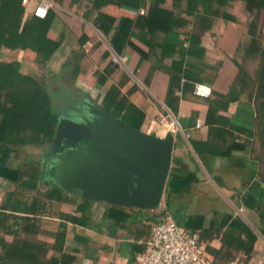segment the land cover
<instances>
[{"label":"crops","instance_id":"obj_1","mask_svg":"<svg viewBox=\"0 0 264 264\" xmlns=\"http://www.w3.org/2000/svg\"><path fill=\"white\" fill-rule=\"evenodd\" d=\"M40 1L24 4L25 18L32 15ZM51 1L53 22L48 35L61 44L49 63H59L61 70L69 66L73 77L84 84L76 86L95 100L101 101L111 85L119 84L142 110L144 131L165 136L170 130L155 119L174 117L182 131L175 133L172 167L176 163L182 171L195 173L196 179L189 190L171 199L187 203L191 197L204 198L208 195L206 189L212 187L225 191L231 204L230 208H215L209 214L187 216L186 228L199 234L214 264H264V150L239 146L245 145L248 136L235 129L234 137L227 136L226 141L209 140L206 124L213 91L226 93L238 72L233 59L250 20L245 3L234 0L233 7L226 9L237 21L216 18L207 24L188 13V0H167L161 5L166 12L165 22L152 23V28L159 30L151 34L139 17L148 13L154 0ZM171 12L179 18L170 19ZM102 13L116 17L112 27L104 22L105 31L97 25ZM12 53L35 58L27 51L4 47L0 61H18L21 67V57L4 60ZM99 74L107 77L104 85L97 81ZM197 83L210 86L211 95H197ZM219 114L238 129L255 130L253 103L231 102ZM198 120L202 122L200 127L196 125ZM46 151L45 144L0 142V215L15 212L32 217L33 213L26 212L28 204L35 198L40 199L41 207L47 202L51 212L38 214L37 231L28 233L47 250L40 264H55L56 260L57 264H134L136 255L144 249L142 241L151 233L153 215L133 208L123 220L105 215V202L88 200L78 210L80 197L42 184ZM13 202L19 211H12ZM227 216L243 220L256 234L250 254L227 242L228 226L222 227ZM14 229L16 226L5 232L0 219V253L1 241L11 242ZM239 233L236 230L235 237ZM242 238L246 240L245 234Z\"/></svg>","mask_w":264,"mask_h":264},{"label":"trees","instance_id":"obj_2","mask_svg":"<svg viewBox=\"0 0 264 264\" xmlns=\"http://www.w3.org/2000/svg\"><path fill=\"white\" fill-rule=\"evenodd\" d=\"M233 1L188 0V13L192 14L195 20L207 24L213 23L216 18L237 21V18L226 10L233 7ZM242 1L249 12L250 20H248L246 35L240 42L238 52L233 59L238 72L226 93L213 91V96L209 98L206 124L209 127V140L226 141L227 136L234 137L232 130L235 129L248 136V139L244 141L245 145L239 146H248L256 151L264 150V0ZM174 2L171 1V3ZM164 4H167V0H154L148 13L139 17V22L149 26L151 34L159 30V28H152V23L165 22L166 12L161 7ZM25 12L26 7L22 0H0V51L4 47L10 50H24L33 54L38 63L47 66L61 44L60 41L53 40L48 35L53 22V13L49 10L47 16L41 18L32 11V15L25 18ZM169 18L175 20L179 17L171 12ZM115 20V16L102 13L97 25L105 31L104 22L112 27ZM248 61L258 62L254 72L249 71L246 64ZM106 80L107 77L102 74L97 77L100 84L104 85ZM88 95L78 89H68L63 86L58 90H52L45 81L22 73L18 61H0V142L6 141L17 145L45 144L48 149L55 135L59 114ZM241 100L253 103L255 106L256 123L253 131L238 129L219 114V111L226 110L231 102ZM96 101L99 100L96 99ZM100 102L114 116L136 128L140 129L142 126V110L123 93L119 84L111 85ZM232 148L234 146L229 149ZM195 179V173L182 171L176 163L173 165L166 187L168 208L171 198L189 190ZM55 189L63 192L58 187ZM80 200L78 210H81L84 202L82 198ZM40 202V199L35 198L28 204L26 212L33 213L32 217L20 216L15 212L1 213L0 219L4 231H11L12 226H16V229L12 231L14 239L11 242L4 239L1 241L0 264H40L42 261L47 251L43 248L44 243L28 234L33 230L37 231L38 214L51 212L47 202L43 207ZM15 205L16 203L13 202L12 211H19ZM107 207L105 215H115L116 218L123 220L127 215H131L130 211H133V208L117 205L107 204ZM138 211L143 210L138 209ZM143 212H146L145 215H151L149 211ZM61 215L75 221L77 219L68 216L70 214L67 213ZM155 217V215L152 217L154 223L159 221ZM12 220L13 223H11ZM154 223L150 225V229ZM224 226H228L225 231L227 242L233 244L238 250L242 249L250 254L257 236L247 224L241 219L231 220V216H227L222 224V227ZM62 227L64 228L65 225L62 224ZM185 227L188 228V224ZM236 230L240 233L235 237ZM242 234H245L246 240L242 238ZM57 263L56 260L55 264Z\"/></svg>","mask_w":264,"mask_h":264},{"label":"water","instance_id":"obj_3","mask_svg":"<svg viewBox=\"0 0 264 264\" xmlns=\"http://www.w3.org/2000/svg\"><path fill=\"white\" fill-rule=\"evenodd\" d=\"M176 135L158 136L86 96L59 114L43 160L42 184L83 200L143 211L162 204Z\"/></svg>","mask_w":264,"mask_h":264},{"label":"built area","instance_id":"obj_4","mask_svg":"<svg viewBox=\"0 0 264 264\" xmlns=\"http://www.w3.org/2000/svg\"><path fill=\"white\" fill-rule=\"evenodd\" d=\"M22 2L27 4L29 0H22ZM52 5L51 0H41L35 7L34 14L44 18ZM195 93L199 96L209 97L212 88L197 83ZM155 120L163 128L166 127L173 133L181 130L174 117L162 116ZM196 125L200 127L201 120H198ZM186 137L188 138L190 135L186 134ZM142 243L144 249L136 255L134 264H214L211 255L201 244L199 234L191 232L181 225L167 208L159 221L153 224L150 235ZM258 264H262L261 261Z\"/></svg>","mask_w":264,"mask_h":264},{"label":"rangeland","instance_id":"obj_5","mask_svg":"<svg viewBox=\"0 0 264 264\" xmlns=\"http://www.w3.org/2000/svg\"><path fill=\"white\" fill-rule=\"evenodd\" d=\"M263 40H264V34H263ZM3 56L1 55L0 58ZM21 57L23 59V62L21 64L20 69L28 73L30 75L35 76L40 81H45L48 86L52 90H58L60 87H65L68 89H78V91L88 93L85 89L79 88L76 85H83L84 84L78 80V78L73 77V73L70 71V67L66 66L64 69H60V65L57 62H48L47 66H43L40 63L36 61L35 58H29L27 56L23 55H16V53L12 54H6L4 56V60H11ZM85 62V61H84ZM84 62L82 63L84 65ZM247 67L250 72H254V70L257 67L258 62L257 61H248L246 62ZM91 96V95H89ZM143 127L141 126L140 129ZM49 149V147H48ZM47 149V150H48ZM208 195L204 198L198 197L196 199L195 197H191L192 199L187 202H179L177 200L178 198L171 199L169 208L166 204V191L163 196L162 204L159 208L155 210H148L149 214L155 215V219L158 220L160 217L163 216L165 208H167L174 218L181 224L187 226V221H185V218L189 215H194V213H200V212H206V214H209L211 210L213 209H226L230 208L231 204L229 203L227 199V193L223 190L217 189L214 190L212 187L206 189ZM183 201V200H182ZM200 201V202H197ZM142 213H146L143 212Z\"/></svg>","mask_w":264,"mask_h":264},{"label":"flooded vegetation","instance_id":"obj_6","mask_svg":"<svg viewBox=\"0 0 264 264\" xmlns=\"http://www.w3.org/2000/svg\"><path fill=\"white\" fill-rule=\"evenodd\" d=\"M79 102V101H76V103Z\"/></svg>","mask_w":264,"mask_h":264}]
</instances>
